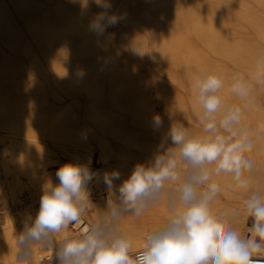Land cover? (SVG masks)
Here are the masks:
<instances>
[{"label": "bare ground", "instance_id": "obj_1", "mask_svg": "<svg viewBox=\"0 0 264 264\" xmlns=\"http://www.w3.org/2000/svg\"><path fill=\"white\" fill-rule=\"evenodd\" d=\"M111 4L108 14H125L120 21L125 27L98 36L89 30V22L103 10L93 0H87V7L81 0H0V142L6 144L0 148V264H39L40 257L53 254L51 247L36 243L30 258L21 260L16 236L27 214L34 217L36 212L28 207L15 213L11 202L24 190L40 197L49 177L56 182L49 168L61 154L97 173L88 186L93 195L106 191L105 171L118 169L123 180L136 163L151 164L155 154H162L158 146L164 151L174 147L166 140L170 124L187 128L190 137L212 135L201 128L203 110L195 88L198 79L212 74L224 82L219 94L225 108H241L242 126L254 145L246 155L256 168L244 174L247 190L234 174L213 175L221 191L211 208L217 215L230 212L232 227L242 236L248 233L251 221L245 220L244 202L257 188L264 195V0ZM23 56L29 58L30 68L21 64ZM135 60H142L162 83L150 85ZM236 77L251 86L246 99L231 92ZM46 83L60 103L52 111L45 106L51 98L39 96ZM157 113L164 121L159 131L152 126ZM222 114H216L217 120ZM95 157L100 170L91 167ZM177 160L183 174L186 162ZM177 186L165 182L161 199L147 209L148 221L121 212L114 222L117 234H125L134 251L152 227L163 223L160 218L170 215L167 199ZM112 199L119 203L118 193ZM237 201L244 205L237 207ZM105 204V199L95 201L81 225L70 230L78 234L79 228L98 219Z\"/></svg>", "mask_w": 264, "mask_h": 264}, {"label": "clouds", "instance_id": "obj_2", "mask_svg": "<svg viewBox=\"0 0 264 264\" xmlns=\"http://www.w3.org/2000/svg\"><path fill=\"white\" fill-rule=\"evenodd\" d=\"M93 2L103 10L89 22V30L98 36L126 18L125 14H108L111 0ZM81 3L87 7V0ZM78 74L84 75L82 70ZM234 80L231 92L246 99L251 86L243 82V77ZM223 83L215 74L195 83L204 132L212 135L190 137L183 126L170 124L166 140L174 147L164 151L158 146L162 154H155L151 164L136 163L123 180L118 169L105 171V210L90 225L79 228L78 234L70 226L79 227L82 216L93 207L88 186L97 173L86 164L63 163L55 172L56 182L49 177L42 183L38 210L34 217L27 214L16 236L21 260L29 259L33 244L39 243L53 249L55 264H264L261 190L252 191L244 202L245 220L251 221L246 236L232 227L230 212L217 215L211 208V202L221 191L213 175L234 174L237 184L247 190L249 184L244 174L256 168L246 155L254 145L242 126L241 108H225L219 94ZM221 112L217 120L216 114ZM163 123L161 114L153 115L155 131ZM177 157L186 162L183 174L178 169ZM208 165L214 167L209 169ZM116 181H122L118 187ZM166 181L178 185L167 199L170 215L152 227L140 249L134 251L130 239L117 234L114 222L121 212L141 217L151 203L159 202ZM117 193L119 203L112 199ZM55 235L60 236L59 240Z\"/></svg>", "mask_w": 264, "mask_h": 264}, {"label": "rangeland", "instance_id": "obj_3", "mask_svg": "<svg viewBox=\"0 0 264 264\" xmlns=\"http://www.w3.org/2000/svg\"><path fill=\"white\" fill-rule=\"evenodd\" d=\"M99 13V12H98ZM96 13V14H98ZM125 27L124 23H121L119 22L118 24L114 25V26H110V27H107V31L110 32L111 35L113 34H116L117 32H120L123 28ZM10 53V51H9ZM13 54V53H10V55ZM24 60V61H23ZM22 62H27L26 64H22ZM135 62H137L139 65H141V71L143 73V76H145V79H147L146 81L149 82L150 85L154 86V85H160L162 82L160 79L156 78L155 76H153L152 74H150L149 72H147V68L146 66L144 65V62L141 60V61H137L135 60ZM21 64L23 66H27L29 65V58L28 57H25L23 56L22 57V61H21ZM30 68V66L28 67ZM30 81L29 82V85L31 86L34 82L31 78H30ZM183 83V86H185V88L188 89V86H187V83L185 81L182 82ZM174 88L178 91H180V88H178L177 85H173ZM177 87V88H176ZM48 90V91H47ZM34 94V93H33ZM42 96L43 97H47L49 99V101H51L50 104H46L45 106L48 107V110L52 111V109H54L55 107H58L60 105V103L53 97V95L51 94V90L48 86V83H46V91L44 93H40L39 96ZM51 94V95H50ZM41 96V97H42ZM40 97V98H41ZM56 106H55V105ZM50 105H53V106H50ZM50 107V108H49ZM54 107V108H52ZM201 128L204 130V126H203V123L201 122ZM187 130V128H186ZM220 131H223L222 129ZM1 145H0V148H4L5 147V143L4 142H0ZM4 143V144H3ZM4 146V147H3ZM68 161H72L67 155H63L61 154L60 157L57 159L56 163L54 164V166L50 167L49 168V172L50 173H53V172H56V170L65 162H68ZM91 167L93 169H99L102 167V164L99 162L98 158L95 157L92 161H91ZM24 192V193H23ZM22 192V194H20L19 192H17V196H16V200H14V202H11L12 205H11V208L13 209V211L16 213V212H19L21 211L22 209H24L25 211L27 210L28 207H34L35 208V212L38 210V207H39V199L40 197L39 196H35V195H32L28 192V190H24ZM29 194V195H28ZM106 195H107V192L105 190H100V191H96V192H93V195H92V201L93 202H98L100 200H104L106 198ZM30 196V197H29ZM33 196L35 198H33ZM37 198V199H36ZM39 198V199H38ZM34 199H35V202H34ZM94 199V200H93ZM6 202H9V200L7 199ZM4 203V202H3ZM10 203V202H9ZM237 203V204H236ZM235 205L238 207L240 205H244L242 202H235ZM2 200L0 199V211L2 210ZM20 209V210H19ZM142 218L146 221L149 220V212L146 211L143 215H142ZM161 219V220H160ZM159 220L161 222H164L166 220V218H160ZM163 220V221H162ZM0 222H2L1 218H0Z\"/></svg>", "mask_w": 264, "mask_h": 264}, {"label": "built area", "instance_id": "obj_4", "mask_svg": "<svg viewBox=\"0 0 264 264\" xmlns=\"http://www.w3.org/2000/svg\"><path fill=\"white\" fill-rule=\"evenodd\" d=\"M39 264H55V258L53 254H47L46 256L40 257Z\"/></svg>", "mask_w": 264, "mask_h": 264}]
</instances>
